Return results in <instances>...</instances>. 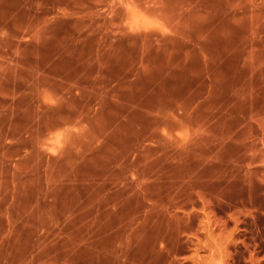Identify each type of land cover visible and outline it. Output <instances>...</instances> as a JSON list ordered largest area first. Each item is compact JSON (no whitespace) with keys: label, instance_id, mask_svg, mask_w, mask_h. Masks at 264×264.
<instances>
[{"label":"rangeland","instance_id":"obj_1","mask_svg":"<svg viewBox=\"0 0 264 264\" xmlns=\"http://www.w3.org/2000/svg\"><path fill=\"white\" fill-rule=\"evenodd\" d=\"M182 19L187 32L246 35L232 86L219 80L203 106L213 119L178 135L183 168L171 169L169 183H163L161 159L140 161L129 183L106 186L107 192L121 188L135 196L107 200L99 223L92 186H68L69 195L58 186V201L50 204L43 163L35 225L9 226L15 232L3 235L0 264H264V0H0V72L10 82L5 96L18 95L11 86L21 80L27 81L26 96H35L34 71L49 65L69 94L81 95L104 67L112 75L114 44L121 37L143 34L157 44L158 35L177 33ZM118 49L121 67L129 66L126 55L139 53V47L129 52L124 41ZM43 101L55 102L48 92ZM25 107L28 121L33 115ZM32 134L27 129L26 139L33 142ZM68 139L63 130L47 135L40 141L42 156L59 154ZM98 144L104 156H113L112 136ZM97 165L119 178L110 169L113 162L101 159L85 166L91 178ZM16 172L0 167V177ZM178 176L180 183H174ZM82 193L89 195L88 234L81 219L60 222L66 203L72 206ZM50 214L58 219L53 232Z\"/></svg>","mask_w":264,"mask_h":264},{"label":"crops","instance_id":"obj_2","mask_svg":"<svg viewBox=\"0 0 264 264\" xmlns=\"http://www.w3.org/2000/svg\"><path fill=\"white\" fill-rule=\"evenodd\" d=\"M225 33L197 34L185 31V20L178 25L175 34L158 35V43L147 35L129 33L114 44L113 72L109 76L106 68L99 71L97 81H90L82 88L81 95L69 94L67 83L58 82V71L52 65L45 70L34 71L35 78L30 89L35 96H26L27 81L12 82L14 92L6 93L10 82L5 70L0 72V167L17 168L16 175L0 177V247L3 235L9 234L11 225H35V212L41 196V169L48 164L50 204L57 203L58 186H92L97 190L96 219L106 210L107 200L128 201L134 193L122 194L121 188L106 191L107 185L127 184L130 174L139 167L140 161L161 159L163 183H169L170 170L181 169L179 134L199 129L203 122L213 119L210 111L203 109L218 86V81L230 86L242 66V40ZM237 40L227 46V41ZM119 41L125 42L129 52L139 47L137 55L128 54V67H121ZM207 41L216 42L215 45ZM221 42V43H220ZM210 46L211 48H209ZM38 74V75H37ZM37 75V76H36ZM111 77V78H110ZM6 79V80H5ZM109 79V80H107ZM60 85V86H59ZM23 91L20 93V90ZM64 91H66L64 95ZM48 92L54 103L43 101ZM39 93V95H38ZM26 104L33 118L26 120ZM97 106L96 111L93 110ZM77 125V131L70 129ZM27 129H33V142L26 139ZM65 131L69 139L59 154L45 151L40 141L51 133ZM113 137V156L106 157L98 143L102 138ZM172 137V139L170 138ZM99 145V146H98ZM52 143L51 147L54 148ZM25 152L30 155L24 156ZM171 153L176 156H171ZM6 155V156H5ZM8 155V156H7ZM18 157L17 160H14ZM113 162L110 169L119 171V178L107 176L104 166L97 165L91 178L85 167L90 161ZM59 167L65 168L60 173ZM30 170L28 175L26 170ZM167 178V181L164 180ZM174 183H180L179 176ZM87 188V187H85ZM68 203L60 222L72 218L81 219L82 231L90 233V207L88 194ZM27 197V199H26ZM15 209L17 210L15 212ZM58 219L50 214V232ZM79 224V221H78ZM57 231V227H56ZM67 231V228H66Z\"/></svg>","mask_w":264,"mask_h":264}]
</instances>
